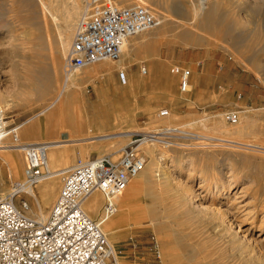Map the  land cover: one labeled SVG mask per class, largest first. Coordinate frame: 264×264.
<instances>
[{"label": "rangeland", "instance_id": "obj_1", "mask_svg": "<svg viewBox=\"0 0 264 264\" xmlns=\"http://www.w3.org/2000/svg\"><path fill=\"white\" fill-rule=\"evenodd\" d=\"M85 2L0 0V106L19 125L20 142H63L59 148L64 150L65 160L49 164L56 171L57 183L42 187L52 178L43 180L33 186L34 196L24 195L30 203L27 215H39L41 205L49 217L62 187L59 170L71 167L78 155L118 158L132 135L159 136L152 132L178 128L154 146L155 153L165 156L156 164L150 162L152 141L140 146L148 162L145 170L151 168L154 173L144 170L130 183L125 191L132 203L128 211H121L124 202L117 201L119 211L104 225L118 251V264H259L256 257L262 254L258 248L239 251L238 243L229 240L239 232L238 239L249 245L255 244L254 240L264 243V150L246 145L264 146V0H217L205 22L184 29L177 23L181 17L177 8L180 4L191 8V0H116L121 6L142 3L154 9L167 22L166 36L153 43H146L143 34L131 37L127 46L135 45L134 50L130 56L123 55L122 62L132 68H121L118 60L101 61L72 75L79 111L68 114L62 127L50 125L40 121L47 115L41 111L66 83L65 58ZM70 23L72 36L62 53ZM104 62L114 65L111 76L104 77L95 69ZM175 65L191 70L189 92L180 90L179 77L173 73ZM53 66L58 80L53 76L37 79L38 70L47 74ZM120 69L126 73L127 84L122 83ZM97 88L103 94L106 113L119 114L121 124L113 121L111 126L98 128L92 118ZM114 88L127 89L129 95H109L107 90ZM125 107L130 111L127 116ZM163 110L168 114L162 115ZM229 111L237 113V122L226 119ZM83 122L84 129L76 131L73 123ZM90 125L96 127L93 133ZM179 130L226 141H201ZM83 138L89 140L81 141ZM8 141L12 143L10 137L3 140ZM15 163L18 176L0 159L6 193L13 183L25 179L23 151ZM135 183H139L137 188ZM94 193L101 199L96 212H89L84 205L92 218L98 216L104 201L99 191ZM218 208L228 210V231L212 227L204 218L206 212Z\"/></svg>", "mask_w": 264, "mask_h": 264}, {"label": "built area", "instance_id": "obj_2", "mask_svg": "<svg viewBox=\"0 0 264 264\" xmlns=\"http://www.w3.org/2000/svg\"><path fill=\"white\" fill-rule=\"evenodd\" d=\"M85 7L65 58V77L103 60H119L131 37L162 21L142 3L121 6L116 0H86ZM173 73L179 77L180 90L189 92L191 70L175 65ZM120 76L125 82L123 72ZM225 117L231 123L238 120L235 111L225 113ZM19 129L0 106V142L10 137L18 144ZM150 137V133L132 135L118 158L103 155L85 159L78 155L74 164L62 172V187L45 221L27 215L30 203L24 195L53 174L47 158L48 144L22 145L25 179L13 183L0 197V264H118V251L108 239L104 225L119 211L117 198L145 169L146 158L139 149ZM96 191L104 201L98 216L92 218L84 204Z\"/></svg>", "mask_w": 264, "mask_h": 264}, {"label": "bare ground", "instance_id": "obj_3", "mask_svg": "<svg viewBox=\"0 0 264 264\" xmlns=\"http://www.w3.org/2000/svg\"><path fill=\"white\" fill-rule=\"evenodd\" d=\"M120 1H124V0H120ZM216 2H217V0H191V3H192L191 8H188L189 6H186L187 4L186 5L185 4H180V6L177 8V11L181 15V17L177 18V23L179 24V26L182 29H184L186 27H191L192 28L197 23L205 22V20L208 18V15H210V13L212 12L213 8L216 6V4H217ZM42 3L43 2H41V5H42ZM44 7L45 6H43V9H44ZM85 12H86V7L83 5V8H82L81 13H80L81 16H82L80 21L84 18ZM1 14H3V12H1L0 15ZM51 14L54 15L53 12H51ZM80 21H79V24H80ZM166 23L167 22H165V20L163 19L161 21L160 25H158L156 27H153V28H151L149 30H146L145 32L141 33L143 35L148 36V37H146V36L144 37L145 38L144 40L146 41V43H153L154 41H156L158 39L160 40L163 37H165L166 33H167V24ZM79 24H78V26H79ZM68 27H69V33H68V36H66L65 40L62 43V48H61L62 53H65L66 46L68 45V43H69V41L71 39V36H72V23H70ZM77 29H78V27H77ZM127 42L124 44V47H123L122 56L124 55V57L126 55L130 56L131 52L134 50L133 46H135V45L131 44L130 47H128L127 46ZM125 51H126L127 54H125ZM122 56L118 60V61H121V63H122L121 64V68L122 67H123V69L124 68H132L131 67L132 64L130 66V65L124 64L122 62L123 61L122 60ZM103 61H110V60H103ZM95 69L96 70L98 69V74H101L104 77H106L108 75L111 76L112 73L115 71L114 65L111 64V63H108V62H104L102 64H98V66H95ZM123 69H120L121 70L120 75H121L122 72L124 73V75H126V73L124 72ZM79 71H82V70L80 69V70L76 71L74 74L78 73ZM133 72L135 74V71H133ZM47 76H53L55 79L58 80L57 67L53 66V69L51 68L50 73H47V74H43L41 72V70H38L37 79H39L41 81L42 80L41 77H47ZM65 79H66L65 85L62 86V88L59 90V92L57 93L55 98L45 108L42 109L41 114L47 113V115L43 119H41L40 121H47L46 122L47 124L49 123L50 125H54V126L61 125V127H62V124H64L63 120H66L65 117L68 114H70L73 111L75 112V110L79 111V109L77 110L78 106H76V104H75L77 101H74V90L72 88L74 83L72 81V77L71 76L70 77H66ZM125 80H126V78H125ZM138 81H139V79L136 82H138ZM122 83L123 84H127L128 83V79H127L126 83H124V81H122ZM63 87H64V90H63ZM97 91H98V103L96 101L97 105H96V107L94 106L95 107V110H94L95 114H94V116L92 118L96 122H98L97 123L98 124V128L100 127V129H101V128H106L108 126H111L113 124V121H115V123L118 122V124H121L122 122H121V120H119V117H120L119 114H118V116H114L113 117L110 114L106 113V108H105V105H104L103 94L100 92L101 91L100 88H97ZM107 92L109 93V95H113L116 98H126L129 95V90H127V89L120 90L118 88H114L113 90L108 89ZM123 110H124L123 112H126L125 113L126 116H127L128 112H130L128 110V107H125V109H123ZM75 113H77V112H75ZM124 115H122V116H124ZM79 122H81V121H79ZM73 124L75 125L74 128L76 129V131H82L84 129V122L83 123H79V124H75V123H73ZM94 129H96V127L94 128L91 125L89 126V132L93 133ZM172 130H178V128L177 129L176 128H174V129L173 128H167L164 132H162L161 130H159V131L156 130V131L152 132L154 134H160L159 136L151 135V138H150V141H152V142L149 144V155H150V162L152 164H156V162L159 159L162 160V158L165 157L164 155H159L158 153H155L154 152V150H155L154 146L158 142H164L163 138L165 139V136H167ZM180 131H181L182 134L183 133H188V134L191 133V132L189 133V131H184V130L183 131L179 130V132ZM181 133H179V134L181 135ZM188 134H185V135L190 136V137H194V138H198L201 141L210 140V139H217V140H221L223 142L225 140L223 138H217V137L210 136V135H202V134L201 135H199V134H194L193 135L192 133L190 135H188ZM28 136H30V135L28 134ZM93 137H95V136H90L89 138L91 139ZM155 139H157V141ZM87 140H89V139L88 138L81 139V141H84V142H86ZM74 142L78 143L80 141L74 140L73 143ZM46 143L48 144L47 158H48L49 164L50 163H54V161L65 160L64 157H63L64 150L59 148L63 144L62 141L55 140V141H48ZM167 143H169V142H166L165 145H169ZM24 144H35V143L33 141L32 142L31 141L30 142H19L18 144L14 143L13 141H12V143L11 142L9 143V141L7 143H5L3 141L0 142V149H1V151H0V159H2V163L6 164L9 167L10 172L12 174L17 175V176H18L19 172H18V170L16 169V166H15V164H16L15 163V157L19 154L20 151H23L21 146L24 145ZM246 145H247L248 148H256V149H259V150L260 149L264 150V146H260V145L254 144V143L253 144L249 143V144H246ZM1 152H2V154H1ZM50 165H52V164H50ZM146 165H148L147 159H146ZM67 169L68 168H66V169H64L62 171H59L60 175H62V172L66 171ZM143 171L140 174H142ZM145 173L146 174L147 173L148 174H150V173L152 174L154 172L150 168V170H145ZM24 174H25V170H24ZM55 175H56V171H53V174L49 177V178H52V179H50L45 184H43L42 187H48V186L55 187V185L57 183V181L55 179ZM155 176L159 177L160 174L156 173ZM225 177H229V176H225ZM3 183H4L3 175L0 172V197L3 196L6 193V191L4 189H2V184ZM135 184L136 185H135L134 188H137L139 186V183H135ZM228 187H230V186L228 185ZM29 193L31 195L33 194L32 196H34L35 195L34 189L29 190ZM49 193H50V191H49ZM47 199H48V197H47ZM47 199H46V201H47ZM117 201L118 202H121V201L124 202V207L122 206L123 209L121 211H128V207L130 206V204H132L131 203V197L129 195L125 194V192L121 196H119L117 198ZM100 203H101L100 196L98 194H96V193H93L88 198V200L85 202L84 205H85L86 209L89 212L94 213L98 209ZM28 214H29V212H28ZM29 216L32 217V218L41 220V221H45L47 219V215L43 212V209H42L41 205H39V215L38 214L36 215L35 213H33L32 215H29ZM204 218L208 222H210V224L214 228L219 227L221 229V231L222 230H224V231L230 230V227H231L230 224H229L230 215L228 214V210L226 212V211L221 210L220 208L213 209L210 212H206L205 215H204ZM242 225H243L242 221H240V223L238 225V228L241 229ZM238 237H241L239 235V232H235V234L231 237V239L229 241L230 242L231 241L235 242V244L238 243V245L236 247H237V249L239 251L240 250L243 251L242 248H244L245 252H253L255 247L258 248L259 251H260V254H262V257L261 256H259V257L257 256L256 257L257 258V262L259 264H264V243H263V241L262 240H254V241H256V243L253 244V245H249V244L245 243L243 240L238 239ZM242 238H244V236ZM224 242H225V240H224Z\"/></svg>", "mask_w": 264, "mask_h": 264}, {"label": "crops", "instance_id": "obj_4", "mask_svg": "<svg viewBox=\"0 0 264 264\" xmlns=\"http://www.w3.org/2000/svg\"><path fill=\"white\" fill-rule=\"evenodd\" d=\"M54 162H56V161H54ZM59 162V161H58ZM66 168H69V167H66ZM66 168H64V169H66ZM64 169H61V170H59V171H62V170H64Z\"/></svg>", "mask_w": 264, "mask_h": 264}]
</instances>
